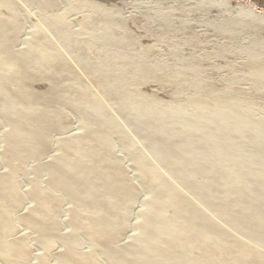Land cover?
I'll list each match as a JSON object with an SVG mask.
<instances>
[{
  "label": "bare ground",
  "instance_id": "obj_1",
  "mask_svg": "<svg viewBox=\"0 0 264 264\" xmlns=\"http://www.w3.org/2000/svg\"><path fill=\"white\" fill-rule=\"evenodd\" d=\"M28 1L34 3L33 0ZM34 1L41 6H46V8H54L50 6L53 0ZM79 1L82 3L86 0ZM1 2L13 20L20 16L19 14L15 18L16 12L10 8V0H1ZM213 2L227 7L229 5L227 1L223 0H213ZM248 10V13L259 12V8L254 5L248 7ZM18 21L21 22L20 19ZM5 22V19L0 17V45L2 46L0 53V119H9L16 123V131L9 134L8 143L11 145L12 159L17 164L13 165L10 171L0 173V262L4 264H50V259H54L52 252L54 247L65 245L66 251L58 255L61 264H101V259L97 258L96 253L106 255L113 264H264V253H261V250L249 246L247 241V245L244 240H242L243 243L238 241L236 236V238L232 237L228 230L220 227L221 224L219 226L218 223H214V220L208 218L209 215L206 217L205 214L207 213L202 212L198 205L197 208L196 204L190 202L188 197V200L186 196L184 198L185 193L183 192V194L182 190L179 193V190L174 188L176 187L174 184L165 181L164 176L162 178L159 175L160 171L156 173L151 169V165L144 164V161L148 163V159L147 161L143 160L147 156L145 153L146 156L142 159L140 154L137 155L136 153V155L140 163L143 160L141 163L142 172L149 189L153 192V198L148 202L147 209L142 211L143 222L139 226V233L131 236L129 241L123 243V236L126 234L128 226L131 225L129 221L134 213L132 209L137 194L140 195L138 192L140 188L138 187L137 190V187L129 182L130 180H127V173L125 174L123 167L121 168L120 160L112 157L113 154L109 155L111 141L108 139L110 136L108 134L112 131L117 133L118 126L116 127L115 123L110 121L111 118L109 119L107 116L105 117V114H102L101 110L104 108L97 109L101 107V105L98 106L101 102H98L97 107L95 106L96 109H93L90 102L92 100L89 97L90 101L87 100L88 91L86 94L83 90L81 92L76 89L80 79L74 80L76 87L75 85L68 87L69 84L63 88V85L61 87L60 84L58 85L60 83L59 75L65 76L69 72L72 73L70 71L71 65H67L68 59L66 63V58H59L65 51L64 46L62 48L64 51L62 50L58 54L59 50L58 53L55 50L52 51L54 47L51 49L37 38L35 42L33 41L29 45V49L14 50L15 42L17 43L18 40L22 39H19L22 31L19 32L20 36L17 38L18 30L16 31V29L20 27L19 30H22L23 25H16V27L14 26L15 23L14 27L11 28L6 24L8 21ZM47 23L46 25L50 26V21L49 24ZM58 29L60 33L61 28ZM52 30L55 33L56 28ZM46 36L48 38V35ZM43 37L44 35L42 39ZM110 37L108 36L106 41ZM64 40L66 41V39ZM61 43L56 42V44ZM60 47L61 45H59ZM83 48H85L84 45ZM80 50V48L77 49V51ZM70 51L67 52L70 54L72 52ZM52 52L60 56L57 57ZM70 55H75L77 60L75 53ZM84 56L87 57V55ZM116 57L114 58L116 59ZM75 59L72 60L75 62ZM60 61L65 62L66 65ZM32 67L34 70L29 69ZM86 69L88 68L86 67ZM77 71L79 72V70ZM257 72L258 76L262 75L260 70ZM42 74L49 76L46 77L48 81L46 83L50 85L48 90H45L46 92L39 93L30 84L35 83L38 76L42 78L40 76ZM90 74H93V77L96 75L93 70ZM107 74L108 72L101 73L100 88L107 92H111L110 88H115V95L112 98L114 104L112 105L118 106L117 110L120 111L118 113L127 119L125 120L127 123L128 121L132 122L135 132L142 136L146 145L150 146L151 153L155 154L153 155L154 158L156 157L154 160L158 161L160 165L162 163L164 168L167 167V170L170 169V172H173L172 175L176 176L177 180L175 178V181L178 183L180 178V181H183L180 182V186L182 184L183 189L187 188L196 194L195 196H197L198 202L202 203L201 205L204 204L209 208V211L210 209L216 210L219 217L224 220L225 225L227 222L235 231H240L248 236L251 241H255L258 246L264 248V121H255L250 115L248 117L250 113H246L249 112L247 109L244 112L240 106L241 103L239 106L230 104V102L226 104V99L222 96L206 93L202 90L204 86L199 87L200 91L196 97L198 107L194 117L192 116L193 119L196 118V121L192 119L189 123L197 134L194 137V134L183 137L181 130L173 129L167 124L169 116L177 112L176 108L160 112L159 110L158 112L152 110L147 104L150 101L148 100L149 96L142 94L141 96L138 95V98L132 99L131 95L130 98L127 94L129 93L128 88L122 84L123 80L121 82L119 79L116 83H111L113 78L110 79L106 76ZM100 78L98 79L100 80ZM138 79L141 81L140 78ZM12 83H15V88L11 87ZM79 83L81 86V82ZM64 89L65 94L61 92ZM112 93L113 91L110 96ZM61 94L64 95L62 99ZM105 94L104 97L107 96V93ZM72 97L73 99L77 98V104L80 101L82 106L80 109L89 122L88 133L77 134L63 141L64 154L56 157V159L51 158L52 161L47 162L48 164L43 162L37 168L35 176L38 179H36L37 177L32 179L35 188L32 189L29 198L32 199L33 206L27 209L29 212L26 211V213H22L23 215H18L17 218L20 223L25 221L30 228L44 236L42 245L50 254L42 257L41 263L35 262L36 260L34 263H30L29 259L33 257V250L30 251V249L33 248L28 245L27 240L29 238L27 239V236L16 237L19 232L18 228L15 227V216L20 210H23L22 206L26 199L24 193L19 190L21 187L18 186L17 182L18 174L24 172L26 161L40 160L43 154L50 151L51 134L56 131L62 132L68 121L62 117L63 111H61L60 106L66 105V109ZM97 100L95 99V101ZM74 101L76 100L74 99ZM74 103L76 104V102ZM220 112L224 114L221 118L217 116L220 122L217 120V123H214L213 120H210V117L215 115L216 118L218 113L222 114ZM94 114H100V117ZM202 115L205 117H201ZM189 119H183L182 123L186 125ZM207 120L214 123L209 126L210 128L206 126V123L203 124V121ZM224 124L227 125V129L229 125L231 127L228 133L223 130ZM220 133L223 135L216 138L217 134L218 137L221 135ZM3 141L5 143V140ZM138 145L140 146V144ZM113 146L115 145L113 144ZM148 149H146L147 152ZM23 163L25 165H22ZM151 163L153 164V162ZM42 174H47L49 181H55L51 185L43 186L40 184ZM197 178L203 180L199 179L202 180L199 182L196 180ZM136 192L138 193L136 194ZM59 194H62L60 195L61 198ZM63 195L74 202V207L67 209L66 212L73 216V219L66 221V225L72 227L69 229L71 232L68 231L69 233L66 234L60 230L63 222L61 223L59 220L62 218L60 215L63 212L61 208ZM191 201H193L192 198ZM131 212H133L132 215ZM214 215L216 216V214ZM82 236L88 240V243H92V252L80 250V247H85L87 242L84 240L86 241L85 245H81L83 241L80 243L79 240ZM251 241L250 243H252ZM253 244L257 246V244Z\"/></svg>",
  "mask_w": 264,
  "mask_h": 264
},
{
  "label": "rangeland",
  "instance_id": "obj_2",
  "mask_svg": "<svg viewBox=\"0 0 264 264\" xmlns=\"http://www.w3.org/2000/svg\"><path fill=\"white\" fill-rule=\"evenodd\" d=\"M10 1V8L16 12L15 18L17 15L19 16V14L20 16L13 20L7 8L0 0V17H3L6 22L8 21L5 23L11 28L16 25H23L21 27L22 30H19L20 27L17 29L15 28L16 31L18 30V34L16 36L17 38L20 36L19 32L22 31L20 33L22 37H19V39H22H20V41L17 39L19 43L15 42L16 45L14 44L13 49L15 46L17 48L15 47L14 50H25L26 48L29 49V45L32 44L33 41L35 42V40L38 38L50 48L54 47L53 49L51 48L52 51L55 50V52L58 53L59 50L58 54H60V51L63 50V46L66 52L71 50L72 52H70L72 54H76L77 60L75 59V55H70L71 53L69 54V52H67V54L64 50L63 51L65 54L62 52L63 54H61V56H57V53L55 54V52H52L57 57L60 56L59 58L61 59L66 58L65 62L67 63L69 61L67 65H71L70 71L73 73L72 74L69 72L70 75L67 74L68 76L59 75L58 77L60 78V83H58V85L60 84V87L63 85V88L67 87L69 84L70 85L68 87L72 85H75L76 87V81L80 79L77 83L76 89L81 92L84 91L85 93L88 91L87 100H92L90 102L93 109L98 104V102H101V104H98V106L101 105V107L97 109L101 110L100 108H104L102 110L105 111L101 110L102 114H105V117L107 116L109 119L111 118L110 121L114 122L116 127L118 126L117 133L112 131L113 133L110 132L112 134H108L110 135L108 139L112 142H110L111 151L109 155L111 156L113 154L112 157L120 160L119 164L121 168L123 167V171L125 174L127 173V180H130L129 182H132V184L137 187V190L138 187L140 188L138 191L140 195H138V192H136L138 198L136 196L132 209L135 214L131 212V215L133 213L132 216L130 215L132 217L129 221L131 225L128 226V228H130L129 230L127 228L125 232L126 234L124 233L125 235L123 236V243L129 241L131 236L139 233V226L143 222L141 216L142 211H144L145 208L147 209L148 202H150L153 198V192L148 187V183L144 178L141 167L143 160L147 161L148 159V163H145L144 161V164L151 165V169H153L156 173L160 171V174H158L162 176V178L164 176V180L167 182L169 181L168 183L174 184L176 187L173 185L172 186L179 190V193L184 192L185 195L183 196L184 193L181 195L184 198L186 196V199L188 197L190 202H192L194 205L196 204L195 206L198 205L202 212L207 213L205 214L206 217L209 215V219L212 221L214 220V223H218L219 226L221 224L222 226L220 227L225 228L226 231L228 230L232 237H237L238 241L243 243L242 240H244L246 245L248 244L246 243L247 241L250 244L249 246H253L256 249L261 250V253H264V248L262 246H258L255 241H251L248 236L241 233L240 231H235V229L230 227L227 222V225H225V223H223L224 220L219 217V214H217L216 210L214 211V209H210L209 211V208H207L204 204V206L201 205L202 203L198 202L199 200L197 199V196H195L196 194L187 188L183 189L182 184L180 186L181 179L179 177L178 183L175 181L176 176L172 175L173 172H170L171 170L169 168V170H167V167L164 168L162 163L160 165L158 161L154 160L156 159V157H153L155 154L153 152L151 153L150 146L146 145V142L142 136L138 132H135L136 130L132 122L130 123V121H128L127 123V121H125L127 119H124L121 113H118L120 112L117 110L118 106L112 105L114 104L112 98L115 95V88L109 89L111 92L113 91L111 96L110 91V93L106 90L102 91L100 88L101 73L108 72L106 76L110 79L111 77L113 78L111 79V81L113 80L111 83H116L119 79H121V82L123 80L122 84L128 88L127 90L129 93L127 94L130 98L131 95L132 99H135V97L138 98L142 94L146 95L147 97L149 96L148 100L150 101H148L147 104L150 109L156 110L157 112L159 110L160 112L176 108V114L172 113L169 116V119L167 120L169 123L167 122V124H169V126L173 129H177L179 131L181 130L180 132L183 137L191 136L193 134L194 137L197 134L195 129L192 128L189 123L197 111L198 105L196 103V97L197 93L200 91L199 87L201 88L204 86L205 87L202 88V90L206 93H210L214 96L217 94L219 97L222 96L226 99V104L230 102V104L239 106V103H241L240 106H242L244 112L245 109L249 111L246 112L250 113L248 114V117L251 116V118H254L255 121L259 122L260 120V122H263L264 77L262 78V75L264 76V1L223 0L228 2L229 5L227 7L218 3H214L213 0H86L82 3L79 0H53L54 3L57 2V5L55 4L54 6V3L52 2L53 4L51 3L50 6L54 8L51 9L50 7L46 8V6L44 7L39 5L34 0H31L34 3H31L30 1H28L30 2L28 3L27 0ZM252 5L259 8V12L248 13V7L250 8ZM8 18L14 23L12 24V21H10ZM19 19L22 23H19ZM45 21L48 22L47 24H49L50 21V26L46 25ZM50 28L51 30H49ZM53 28L54 30L56 28L55 33L58 36L53 32ZM58 28H61L60 33L58 32ZM23 30L26 31L24 32ZM43 35L44 37L42 39ZM46 35H48V38ZM107 35L109 37L111 36L108 41H106L108 37ZM64 39H66L67 42ZM56 42L62 43L56 44ZM68 43L71 46H69ZM59 45H61L60 48ZM83 45L85 48H83ZM79 48L81 50L77 51ZM1 49L2 46L0 45V53L2 52ZM85 49L86 53L84 52ZM74 50H76V52H74ZM81 53L84 54L82 55ZM79 55L83 60L80 59ZM84 55H87V57ZM114 57H116V59ZM72 59H75V62ZM62 61H60V63ZM88 61L91 66H94L91 67ZM65 62L62 63L65 64ZM256 62L258 63L256 64ZM84 63L87 64L84 65ZM259 66L263 67L261 68ZM80 67H83V69H80ZM86 67L88 69H86ZM110 67H113L115 72L114 69H110ZM22 69L24 70V68ZM29 69L34 70L33 67ZM90 69L91 71L87 72V70ZM256 69L260 70L262 75L258 76V70L256 71ZM77 70H79V72ZM92 70L95 71L96 75H98L93 77V74H90ZM143 75H145L144 78ZM40 76H42V78L38 76V80H36L35 83L30 84V86H32L37 92L39 91V93H43V91L46 92L45 90H48L50 84L46 83L48 82L46 80V77L48 76L47 74H42ZM66 76L67 78L63 79V77ZM82 76H84L85 79H82L84 78ZM68 77L72 78V80H70ZM98 78H100V80ZM138 78H140L141 81ZM75 79L76 81L74 84ZM79 82H81V86L83 88L80 86ZM12 84L11 87L15 88V83ZM96 86L98 87L96 88ZM100 89L101 91H99ZM61 92L65 94V89ZM105 93H107V96L104 97V95H106ZM62 96L64 97V95L61 94V99ZM94 97L96 100L98 98V100L95 101ZM74 99L76 101H74ZM74 99L72 97V99L69 100L70 104H67L66 109V105L60 106L61 111H63L62 117H65L70 122V124H68V121L66 122V125H64V132L56 131L51 134L52 145L50 147V151L43 154L44 156L42 155L40 160H28L26 161V165L23 163L22 165H25L24 172L18 174L19 177L17 178V182L18 186L21 187V189H19L20 187L18 189L24 193V197L26 199L24 200V207L22 206L23 210H20L17 216H15V227L18 228L19 232L17 233L16 230V237L27 236V239L29 238L27 240L28 245L33 248L30 249V251L33 250V254L31 252L33 257L31 256L32 258L30 257L31 259H29L30 263H34L35 260V262L41 263L40 259L47 254H50V252L42 245L44 236L30 228V226L26 224L25 221L20 223L17 217L22 213H26V211L29 212L27 209L33 206L32 199L29 198V194L31 193L32 189L35 188L34 184L32 183V179L37 177L35 176L37 168L42 165L43 162H45L44 164H48L52 161L51 158L56 159V157L64 154L65 146L63 141H65L68 137H72L77 134L84 135L88 133L89 122L80 109L82 107L80 101L79 104H77V98ZM74 102H76V104ZM103 104L105 105L103 106ZM150 104L151 106H149ZM94 115H99L100 117V114ZM223 115V113H218L216 118L214 115V117H210V120H213L214 123H217V120H220L217 116L221 118ZM201 117L205 116L202 115ZM185 118H190L189 122L186 124L187 126L182 123L183 119ZM195 119H193V121ZM210 120L203 121V124L205 125L206 123L208 128L214 124ZM0 122V173H5L10 171V168L12 169L13 165L17 164H15L12 159L11 145L8 143L9 134L16 131V123L9 119H0ZM226 127L227 125L225 126L224 124L223 130H225L224 132L228 133V130L231 127L230 125L228 126V129ZM223 133H220L221 135H219V137L217 134L216 138H220ZM3 140H5V143ZM113 144L115 146H113ZM138 144H140V146ZM145 148H149L148 152ZM139 149H142L143 152L139 151ZM136 153L137 155L140 154L141 159L144 158V156H147L140 163ZM151 162H153V164ZM171 175L174 177L172 178ZM41 178L40 184L43 186H48V184L51 185L55 181H49L47 174H42ZM36 179H38V177ZM199 179L202 178H197L196 180ZM202 180H199V182ZM180 190L182 191L180 192ZM60 195L62 194H59V197L61 198ZM63 197L64 203L63 200L61 202V208L63 212L60 215L62 218H59V220L61 223L63 222V224H61L60 230L62 233L66 234L71 232L69 229H72L71 226L66 225V221L73 219L72 214H68L66 212L67 209H72L74 207V202L69 199V197H65L64 195ZM191 198L193 201H191ZM214 214H216V216ZM84 240L87 239L83 236L79 240L80 243L83 241L81 245L84 246L86 244V246L83 248L81 246L80 250L82 252H92V243H88V240L87 242ZM250 241L252 243H250ZM253 243L257 244V246ZM65 251V245L54 247L52 251L54 259H50V264H61L58 255ZM102 255L103 254L100 255L99 253H96L97 258L101 259V261L98 259L101 264H113L106 255ZM34 257H36V259H34ZM0 264L4 263L0 262Z\"/></svg>",
  "mask_w": 264,
  "mask_h": 264
},
{
  "label": "crops",
  "instance_id": "obj_3",
  "mask_svg": "<svg viewBox=\"0 0 264 264\" xmlns=\"http://www.w3.org/2000/svg\"><path fill=\"white\" fill-rule=\"evenodd\" d=\"M259 1H261V0H259ZM262 1H264V0H262Z\"/></svg>",
  "mask_w": 264,
  "mask_h": 264
}]
</instances>
